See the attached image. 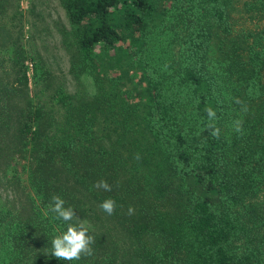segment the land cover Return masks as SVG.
I'll return each mask as SVG.
<instances>
[{
  "label": "trees",
  "instance_id": "obj_1",
  "mask_svg": "<svg viewBox=\"0 0 264 264\" xmlns=\"http://www.w3.org/2000/svg\"><path fill=\"white\" fill-rule=\"evenodd\" d=\"M237 1L58 0L69 72L91 78L92 96L65 93L0 31V175L25 195L21 207L0 198V264H264V0H243L255 22L235 28ZM135 126L158 166L129 198L118 149ZM18 151L30 156L25 185L11 171ZM101 179L111 192L92 187ZM53 195L86 222L92 256L49 254L67 228L49 211ZM106 198L112 216L99 208Z\"/></svg>",
  "mask_w": 264,
  "mask_h": 264
},
{
  "label": "rangeland",
  "instance_id": "obj_2",
  "mask_svg": "<svg viewBox=\"0 0 264 264\" xmlns=\"http://www.w3.org/2000/svg\"><path fill=\"white\" fill-rule=\"evenodd\" d=\"M242 1L235 2L230 12L228 22L235 28L241 24L250 26L255 22V18H252V16L255 17L254 15L251 16V19H249V15H241ZM67 28V19L58 0H0V31H5L8 34L6 39L10 40L7 42L16 39L29 53L38 57L42 66L53 76V80H60V83H64L65 93H78L79 97L82 95L92 96L95 87L91 78L85 74L74 78L69 72L68 58L72 49L71 41L68 35L61 33L62 30L65 32ZM27 65L29 66L28 63ZM2 68L8 70L7 62L3 63ZM28 73L30 72L28 71ZM38 90L39 86L29 81L28 96H39ZM43 98L44 96L41 100ZM124 112L126 113L125 109ZM135 121L137 120L135 119ZM122 141L123 149H118V155L119 158L126 159L127 168L133 175L128 178L127 173H124L125 177L122 179L127 182L125 195L129 198L139 197L148 181L150 170L158 166L156 157L149 158L153 156L149 151L154 152L155 146L145 139L140 127L136 126L130 131V136ZM146 142L150 145L147 146ZM137 154L139 159L136 158ZM16 156L17 161L12 164L11 171L16 170V174L22 177V184H20L25 185V172L22 167L24 169L28 167L29 152L18 151ZM128 161L131 163L130 166ZM9 173L7 172L4 178L0 175V198L5 196L12 200L16 206L21 207L25 199L24 192L20 190L19 186L15 188L6 182V178L12 177ZM132 187H134L133 190H131Z\"/></svg>",
  "mask_w": 264,
  "mask_h": 264
},
{
  "label": "clouds",
  "instance_id": "obj_3",
  "mask_svg": "<svg viewBox=\"0 0 264 264\" xmlns=\"http://www.w3.org/2000/svg\"><path fill=\"white\" fill-rule=\"evenodd\" d=\"M237 103H239V101H237ZM205 112L208 120L210 121L206 125V128L211 129L210 135L212 138L219 139L220 129L211 123V121H213L216 117L215 110L211 107H206ZM234 131L237 133L242 132L241 120L237 119L234 121ZM136 158L139 159L138 154ZM92 187L94 189H101L105 192L112 191V186L103 179L95 182ZM65 203L66 202L59 195H53L51 197L49 211L54 213L57 219H62L67 224V228L59 235L53 237L50 241L51 248L48 251L49 254L57 260L79 261L82 257H89L93 255L91 245L95 242V238L88 234L89 230L85 226L86 222L77 219L74 208L72 206L65 207ZM99 208L106 215L112 216L116 210V201L112 198H106L99 203ZM134 211V208L129 206L128 215H133ZM73 221H79V223H74Z\"/></svg>",
  "mask_w": 264,
  "mask_h": 264
}]
</instances>
